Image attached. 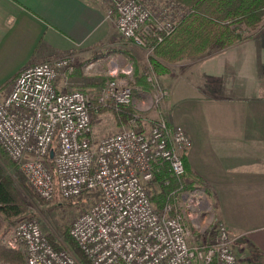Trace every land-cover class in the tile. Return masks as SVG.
I'll use <instances>...</instances> for the list:
<instances>
[{
  "label": "built area",
  "instance_id": "built-area-1",
  "mask_svg": "<svg viewBox=\"0 0 264 264\" xmlns=\"http://www.w3.org/2000/svg\"><path fill=\"white\" fill-rule=\"evenodd\" d=\"M109 15L115 16L122 38L149 53L148 42L162 41L178 19L168 3L162 2L154 13L141 0H113ZM76 59L69 52L33 63L8 91L0 92V148L43 200L97 195L70 227L89 264H242L234 238L222 224L209 246L188 240L184 211H191L190 217L196 220L195 214L212 208L205 188L185 187L183 155L192 146L188 132L169 124L159 108L161 99L153 96L146 108H155L158 117L150 124L136 113L128 126L96 139L90 95L81 89H57L60 70L71 68ZM132 70L128 66L123 72L130 75ZM98 102L126 107L134 103V88L116 78L109 80ZM162 162L169 165L177 188L158 210L149 184L154 164ZM9 244L22 249L25 264H83L71 248L57 249L33 218L16 222Z\"/></svg>",
  "mask_w": 264,
  "mask_h": 264
},
{
  "label": "crops",
  "instance_id": "crops-1",
  "mask_svg": "<svg viewBox=\"0 0 264 264\" xmlns=\"http://www.w3.org/2000/svg\"><path fill=\"white\" fill-rule=\"evenodd\" d=\"M111 4L0 0V92L8 91L31 64L70 52L78 58L71 68L60 70L57 89H81L91 97L90 89L67 84L84 73L87 63L81 57L100 55L91 66L111 57L105 48L119 36L115 16L109 15ZM121 40L133 46L135 61L148 60L147 48ZM125 50L122 46L114 52ZM168 68L161 81L164 108H159L172 127L184 128L191 137L192 146L184 153L185 177L202 181L220 224L234 236L239 261L264 264V25L241 43ZM134 89V101L150 94Z\"/></svg>",
  "mask_w": 264,
  "mask_h": 264
},
{
  "label": "trees",
  "instance_id": "trees-1",
  "mask_svg": "<svg viewBox=\"0 0 264 264\" xmlns=\"http://www.w3.org/2000/svg\"><path fill=\"white\" fill-rule=\"evenodd\" d=\"M162 2L172 6L178 19L174 30L162 41L148 42V47L151 49L149 62L157 74L162 61L172 64L203 55L214 48L224 49L236 45L255 36L264 24V0H158L157 5ZM149 85L150 83L147 82L139 87L141 90L149 91L151 88ZM99 96L95 101L91 99L92 112L95 109L97 111L109 109L98 102ZM132 106L130 104L112 112L121 123L129 125L136 114ZM183 159L187 170L184 155ZM10 167L12 174H8L0 165V227L4 219L17 218L28 209L26 199L16 186L17 180L26 189L28 180L24 173L15 169V166ZM154 172V178L149 184L151 199L156 208L161 210L168 202L172 191L177 188V181L167 163H155ZM183 180L187 189L202 186V181L198 177L189 181L184 175ZM154 184L160 186L159 192L153 188ZM83 197H92L91 204H93L97 195L84 194L78 198ZM62 235L65 243L72 248L83 264H89L86 256L72 239L69 227L63 228ZM48 238L57 249L63 248L62 244L56 241V237L49 234ZM0 264H25L23 254L17 250L0 248Z\"/></svg>",
  "mask_w": 264,
  "mask_h": 264
},
{
  "label": "rangeland",
  "instance_id": "rangeland-1",
  "mask_svg": "<svg viewBox=\"0 0 264 264\" xmlns=\"http://www.w3.org/2000/svg\"><path fill=\"white\" fill-rule=\"evenodd\" d=\"M113 0H111L112 2ZM157 3V2H156ZM155 2L149 4L153 9V12H159L160 5H157ZM156 5V6H155ZM112 7V4L110 5ZM264 25V24H263ZM263 26H261L262 28ZM119 32H118V34ZM115 40L117 45H113L115 42H110L105 49L109 50V54L111 57L108 59L102 60L101 62H97L94 66H91L92 61L95 62L97 53L92 54L93 56H89V59L86 60L81 57V63H87L85 66L84 73L82 70L80 73L68 82V88H87L90 89L91 98L95 101V98L101 94L100 88L103 87L109 80L117 79L124 82H127L132 87L140 88L139 86L145 84L147 82L150 83L149 87L150 94L147 95L145 99L141 97L135 98L134 103H132V107L135 109L136 113L140 115V118L145 122V124H150L151 120L158 117V112L155 110V113L152 109H147L146 106L152 101V98L157 96L160 100V108L162 105L163 97L166 92L164 86L162 85V76L168 71V66L170 63H166L165 61L161 62V67H158V74L155 69L151 67L149 62V54L148 60L144 61L145 63H138L134 60V54L131 53L133 46H130V43L126 44L125 41L121 40V36ZM118 40V41H117ZM119 46V47H118ZM127 48L125 53L114 52L115 49L121 47ZM145 48V47H144ZM123 52V51H121ZM149 52V51H148ZM78 56V55H77ZM100 55H98L99 57ZM78 58V57H77ZM77 60V59H76ZM83 60V61H82ZM76 62V61H75ZM79 63V62H78ZM77 63V64H78ZM128 66H132L133 70L130 75H126L123 71L128 68ZM164 67V68H163ZM167 69V70H166ZM114 71L116 73L114 74ZM154 77L153 80H149V77ZM115 77V78H114ZM146 77V80H145ZM160 87V89H159ZM154 96V97H153ZM94 103V102H93ZM109 109L103 111H97L95 109L92 112V121H93V132L96 139H100L102 136L104 137L107 134L118 131L123 126H128L121 123L117 116L112 110L117 108L108 107ZM162 108L163 105H162ZM164 112V110L162 109ZM165 114V112H164ZM166 115V114H165ZM141 124L144 125V123ZM97 134V135H96ZM0 165L4 168V170L8 174H12V167L15 166V169H19L23 174L21 168L15 164L9 157L6 155L2 149L0 148ZM18 168H17V167ZM177 181V180H176ZM27 182V181H26ZM16 186L19 188V191L24 196L28 203V209L22 213L21 216L12 219H4L1 227H0V248L1 249H13L22 252L24 263H25V254L20 248H11L9 244V239L11 236V231L16 222L23 217H29L36 219L43 232L48 236L49 234L53 237L57 238V242L62 244L63 247L67 246L71 248L64 241V237L62 235V231L64 227H71L74 220L77 216L85 211L90 204L92 203V197H83V198H73V199H64L61 197H57L52 201H46L41 199L34 190L30 187L27 182L26 189L17 182ZM155 191L159 192L160 186L158 184L152 185ZM150 189V188H149ZM174 202H177V197L173 198ZM186 215V223L188 229V240L192 245H201L210 244L211 241L215 240L218 235V227L220 224L216 214L215 208H212L210 211H202L200 215H196V220H193L190 217L191 211L185 210ZM196 213V212H194ZM64 226V227H63ZM232 235V234H231ZM232 238L234 236L232 235ZM204 245V246H205ZM72 249V248H71Z\"/></svg>",
  "mask_w": 264,
  "mask_h": 264
}]
</instances>
